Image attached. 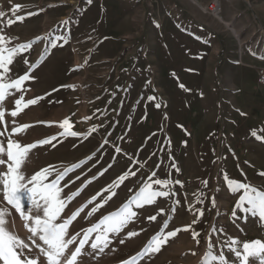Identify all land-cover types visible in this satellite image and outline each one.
Listing matches in <instances>:
<instances>
[{"label":"rangeland","instance_id":"rangeland-1","mask_svg":"<svg viewBox=\"0 0 264 264\" xmlns=\"http://www.w3.org/2000/svg\"><path fill=\"white\" fill-rule=\"evenodd\" d=\"M167 10L160 11L154 0H0V28L6 38H14L7 46L32 42L30 50L14 58L7 75L16 78L25 74L29 66L23 60L27 58L35 79L24 83V88L29 89L23 93L24 98L44 97L15 117L18 124L31 126L13 138L30 144L56 135L62 129L46 122H61L66 117L78 133L97 128L86 139L83 135L61 136L53 141L55 147L32 149L23 166L26 174L48 165L62 168L96 153L62 181L69 184L64 191L72 192L84 180L108 169L76 198L72 205L76 207L119 174L139 168L136 176H129L115 189L118 195L96 213L97 217L117 209L152 171L157 173L153 179H179L183 184L169 185L174 196L158 197L155 203L138 209L133 206L138 217L124 233L111 237L112 250L92 255L86 246L80 264H120L140 252L165 220L169 221L165 232L191 223L194 216L188 210L190 205L204 210V215L192 225V231L200 233V245L193 240L191 231L181 230L159 252L144 256L139 264H200L209 235L217 253L219 242L226 236L264 241V222L258 216L237 209L233 222L231 213L239 193L233 195L224 179L227 174L264 190V176L259 174L264 172V142L251 135L256 130L264 136V84L258 78L259 67H252L259 59L264 64V41H257L255 47L240 48L241 40L252 36L251 41L260 34L264 36V32L239 36L222 16L223 20L208 14L209 17L199 9L202 20L195 30L200 31L186 41L174 40L182 36L172 23L163 25L162 31V25L154 28L146 20L166 14ZM257 21L260 25L264 18ZM203 29L219 36L210 37ZM184 43L192 51L188 55L174 50L177 44L181 47ZM197 69L202 72L200 85L193 84L196 80L190 74ZM186 76L189 80H185ZM165 77L181 81L173 84L166 82ZM20 94L9 96L5 107L13 109V101ZM124 101L130 104L125 107ZM120 116L123 131L120 126L115 128ZM5 119L10 122L13 118L6 115ZM126 125L132 128L127 133ZM105 139L108 143L100 148ZM116 147L122 152L116 153ZM173 163L179 171L171 167ZM77 175L81 176L79 180L75 179ZM73 180L75 183H70ZM204 180L208 181L207 187ZM201 192L203 203H197ZM212 197L216 199L215 208ZM176 200L180 204H174ZM160 208L165 209L164 214L155 222L149 221L147 217ZM14 216L9 228L27 237L24 222L19 214ZM81 226L88 227V220H79L76 228ZM128 230L140 234L129 239ZM121 239L124 244L119 243ZM224 251L229 264H238L227 249Z\"/></svg>","mask_w":264,"mask_h":264},{"label":"snow or ice","instance_id":"snow-or-ice-1","mask_svg":"<svg viewBox=\"0 0 264 264\" xmlns=\"http://www.w3.org/2000/svg\"><path fill=\"white\" fill-rule=\"evenodd\" d=\"M2 15L3 13H0V16ZM10 23L11 21H9ZM12 39L14 38H6L3 35V29L0 28V125H2L0 127V138H4L0 139V264H80V258L87 251L86 246L91 248L92 255L97 252L103 253L105 249H109L113 235L119 236L125 232L128 225L138 217V213L133 210V206L138 209L155 203L158 197L174 196L176 193L169 185L175 183L183 187V184L179 179L175 181L169 178L153 179L157 176V173L152 171L142 181L138 190L117 209L108 213H101L97 217L96 213L101 212V209L118 195L115 189H118L129 176H136L140 170L139 168L128 169L119 174L111 183L102 187L76 207H72L76 198L93 180L97 179L98 176H102L108 169L105 168L104 171L84 180L80 187L72 192L66 193L64 191L65 188L69 187V184H62V181L69 173L92 160L96 153H92V155L77 163L62 166V168L48 165L31 175L26 174L23 166L27 162L32 149L43 145L55 147L53 141H58V137L61 136L76 137L83 135L86 139L96 132L97 128L93 126L87 133H78L72 130L74 126L70 123V118L66 117L61 122H46L50 125L55 123L62 129L56 135L30 144H22L13 138L31 126L29 124H18L15 117L29 106L36 105L44 97L38 96L27 100L24 98L23 93L29 90L24 88V83L30 79H35L31 75V65L27 58L23 60V63L29 66V70L25 74L18 75L16 78L7 75L11 72L9 66L14 63V58L22 55L32 47V42L8 47L7 45L11 44ZM6 77L7 82H5ZM68 87L74 88L75 86L68 85ZM16 93L21 94L19 98L14 99V108L7 109L4 102L9 96L14 97ZM149 99L152 100L155 97H149ZM156 107L159 108L160 105L157 104ZM240 114L245 115L243 112ZM6 115L13 119L10 122L7 121L5 119ZM85 119L90 118L86 117ZM261 131H264V129H261ZM251 135L264 142V136L258 135L256 130H252ZM107 143L108 141L105 139L100 148H103ZM115 152L121 153L122 149L116 147ZM108 167L110 168L112 165L110 164ZM171 167L179 171L174 163ZM88 171H91V169H88ZM259 174L264 176V172ZM80 178V175L75 177L76 180ZM224 179L233 195L239 193L231 213L233 222L237 218V209L240 212L258 216L260 221L264 222V190H260L250 183L231 179L227 174H225ZM70 183H75V181L73 180ZM202 183L207 187V180L202 181ZM154 185L159 186V189L162 190L154 188ZM129 191L131 192L132 189H129ZM202 195L201 192L197 196V203H203L200 199ZM25 201H27V205ZM174 204L178 205L180 201L176 200ZM211 204L213 208L217 207L215 197L211 198ZM188 210L194 216L191 223L184 225L183 228L165 232V229H168L169 226V221L165 220L160 231L147 241L140 252L121 260L120 264H139L144 256L159 252L162 246L167 244L169 239L175 237L181 230L191 231L193 240L199 246L201 242L197 237L200 236V233L192 231V225L196 224L204 215V210L194 205H190ZM175 211L176 208L173 207L171 212L174 214ZM164 212L165 209L160 208L156 214L148 216L147 219L155 222L158 216H162ZM14 213L19 214L24 222V228L29 233L27 237H21L9 228L10 220L14 222ZM79 220H88L89 226H81L77 229L76 223ZM139 234V232L133 230L126 232L129 239ZM206 239L208 243L200 264H210V262L229 264L224 249H227V252L234 256L238 264H256V261L259 264H264V241L260 239L244 241L239 237L226 236L223 241L219 242L220 251L218 253L216 252V245L211 241V236L209 235ZM119 243L124 244L125 240L121 239ZM192 255H196V252H192Z\"/></svg>","mask_w":264,"mask_h":264},{"label":"crops","instance_id":"crops-1","mask_svg":"<svg viewBox=\"0 0 264 264\" xmlns=\"http://www.w3.org/2000/svg\"><path fill=\"white\" fill-rule=\"evenodd\" d=\"M154 1H156V3H158V5L160 6V11L161 9L163 12L166 11L167 6L169 7V9L167 10L166 14L158 15V16L152 15V17L147 18L146 20H149V25L151 27L158 28V27H155L154 25H162V26L164 25L165 26V25H168V23H172L174 25L173 27L177 29L176 30L177 33L181 34L182 36V37L176 36L178 38L174 37L173 39L174 40L184 39V41H186L185 40L186 38H190V36L200 31V30L199 31L195 30L196 26L198 25L197 23L199 22V20H202V18H200L199 16L200 13L198 10L200 9V11H202L203 14H206V12H204V8L208 6L212 0H154ZM219 1L223 3V12L221 14L222 18L228 25L232 26L233 28L232 30L235 33H238L239 36H244L245 34H252V35L257 34L258 35L264 32V23L260 22V25H259V22L257 21V19H259L260 17L264 18V0H219ZM153 6H156V5L153 4ZM162 26H161V30L163 31L164 26L163 27ZM191 30H194V31H191ZM226 30L228 29L226 28ZM202 31L204 34H207L210 37L219 36L217 32L208 33L204 29ZM251 38L252 36L249 38H245L244 40H241L240 48H243L246 46L255 47L257 44V41H260V40L264 41V36H262L261 34L257 36L256 39H252L250 41ZM187 44L184 43V45H181V47L177 44V47H174V50L188 55L192 51L191 49L187 48L188 46ZM178 46H179V50H178ZM195 59H197V57ZM260 62H261L260 59L257 60V65L254 64L252 67L256 69V67L264 66V64ZM206 67L209 68L210 64H207ZM190 74H192L191 75L192 80L194 78L196 80L195 82H193V84L200 85L199 84L200 82L198 81L201 78V74H202L201 70L200 71L198 69L193 70ZM185 80H189L188 76L185 77ZM165 81L175 84L176 81L179 82L181 81V79L177 78L176 80L175 77H172L169 79L167 77L166 79L165 77ZM128 102L124 101L123 104H125V107H127L130 104ZM123 104L121 106H123ZM143 104H145V101H143ZM123 114L125 115L127 113L124 112ZM121 125L123 124H122V117L120 116L118 123L115 125V128H118V126H120L119 128L121 129V131H123L124 127H122ZM126 129H127L126 133L132 130V128H130L129 125H126ZM116 132H119L118 129L116 130ZM126 133H124V135ZM124 135H121V136H124Z\"/></svg>","mask_w":264,"mask_h":264},{"label":"built area","instance_id":"built-area-1","mask_svg":"<svg viewBox=\"0 0 264 264\" xmlns=\"http://www.w3.org/2000/svg\"><path fill=\"white\" fill-rule=\"evenodd\" d=\"M204 12L211 15L212 17L221 18V14L223 12V3L219 0H212L208 6L204 8ZM258 78L261 84H264V66L258 68Z\"/></svg>","mask_w":264,"mask_h":264}]
</instances>
